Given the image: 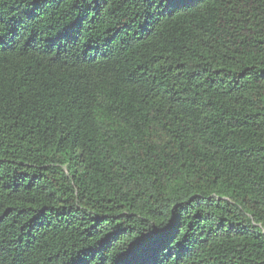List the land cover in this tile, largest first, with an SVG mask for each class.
<instances>
[{
  "label": "trees",
  "instance_id": "obj_1",
  "mask_svg": "<svg viewBox=\"0 0 264 264\" xmlns=\"http://www.w3.org/2000/svg\"><path fill=\"white\" fill-rule=\"evenodd\" d=\"M0 264H264V0H0Z\"/></svg>",
  "mask_w": 264,
  "mask_h": 264
},
{
  "label": "snow or ice",
  "instance_id": "obj_2",
  "mask_svg": "<svg viewBox=\"0 0 264 264\" xmlns=\"http://www.w3.org/2000/svg\"><path fill=\"white\" fill-rule=\"evenodd\" d=\"M169 2L171 3V2H174V0H169Z\"/></svg>",
  "mask_w": 264,
  "mask_h": 264
}]
</instances>
